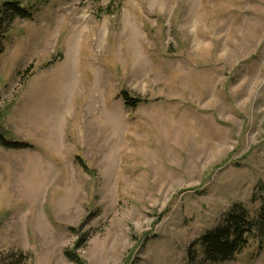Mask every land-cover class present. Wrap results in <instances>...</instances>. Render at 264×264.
I'll use <instances>...</instances> for the list:
<instances>
[{
  "label": "rangeland",
  "instance_id": "374dc122",
  "mask_svg": "<svg viewBox=\"0 0 264 264\" xmlns=\"http://www.w3.org/2000/svg\"><path fill=\"white\" fill-rule=\"evenodd\" d=\"M19 1L0 128L31 146L0 145V264H264L255 237L196 244L264 205V0Z\"/></svg>",
  "mask_w": 264,
  "mask_h": 264
},
{
  "label": "trees",
  "instance_id": "16d2710c",
  "mask_svg": "<svg viewBox=\"0 0 264 264\" xmlns=\"http://www.w3.org/2000/svg\"><path fill=\"white\" fill-rule=\"evenodd\" d=\"M110 7V6H109ZM16 18L31 19L33 10L26 7L19 0H8L0 10V55L5 50V41L8 38L9 30H6L3 21H13ZM53 59L51 63H55ZM126 106L136 107L148 99L141 96L132 97L127 91L121 93ZM0 114L1 110H0ZM0 145L8 149H19L31 146L28 143L20 142L8 135V132L0 128ZM87 170V165L83 163ZM258 238L260 249L264 246V205L257 220L251 218L250 213L242 204H236L225 216L223 223L217 228L208 231L196 241L205 251L207 258L212 262H224L234 259L245 248L248 247L252 238ZM66 255L71 261L81 264V259L75 252L67 251ZM26 257L20 253L19 258L11 259L6 264H23Z\"/></svg>",
  "mask_w": 264,
  "mask_h": 264
}]
</instances>
